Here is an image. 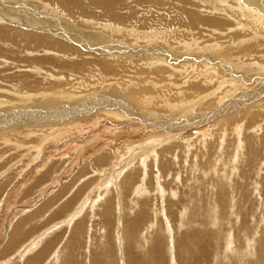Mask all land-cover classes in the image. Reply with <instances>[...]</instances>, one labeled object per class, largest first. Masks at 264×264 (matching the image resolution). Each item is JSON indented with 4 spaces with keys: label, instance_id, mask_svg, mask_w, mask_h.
I'll return each mask as SVG.
<instances>
[{
    "label": "rangeland",
    "instance_id": "obj_1",
    "mask_svg": "<svg viewBox=\"0 0 264 264\" xmlns=\"http://www.w3.org/2000/svg\"><path fill=\"white\" fill-rule=\"evenodd\" d=\"M101 1L0 0V264H264V0Z\"/></svg>",
    "mask_w": 264,
    "mask_h": 264
},
{
    "label": "bare ground",
    "instance_id": "obj_2",
    "mask_svg": "<svg viewBox=\"0 0 264 264\" xmlns=\"http://www.w3.org/2000/svg\"><path fill=\"white\" fill-rule=\"evenodd\" d=\"M74 1V0H73ZM77 1V0H76ZM101 1V0H100ZM66 2V1H65ZM68 2V1H67ZM257 2H261V4L263 5V0H258ZM96 3V2H95ZM248 3V2H247ZM253 3V2H252ZM251 3V4H252ZM59 4H60V2H59ZM98 4H100L99 2H98ZM98 4H95L96 6H102V8H105V9H108V8H114L115 7V1L114 0H102L101 1V4L100 5H98ZM196 4V3H195ZM242 4V3H241ZM256 4V3H255ZM257 5V4H256ZM16 6H18V4H16ZM23 6V5H22ZM76 6V5H75ZM79 6V5H78ZM242 6V5H241ZM249 6V5H248ZM250 6H253V4L252 5H250ZM249 6V7H250ZM64 7V6H63ZM239 7H240V5H239ZM257 7V6H256ZM259 7V6H258ZM264 7V6H263ZM12 9V8H11ZM16 11H13V15L12 16H9V13H8V11H7V14H5V13H3L4 14V17H5V15H7V16H9V17H23V18H25L26 19V21L27 22H33V21H36L34 18H31V17H29V16H27L26 14H24L25 12H22L23 10L21 9V8H14ZM22 11H21V10ZM222 9V8H221ZM258 9H260V8H258ZM261 11V10H260ZM5 12V11H4ZM20 13V14H19ZM23 13V14H22ZM61 14V13H60ZM0 15H2L1 14V12H0ZM11 15V14H10ZM197 15V14H196ZM261 15V14H260ZM3 16V15H2ZM46 17V16H45ZM195 17H198V16H195ZM194 17V18H195ZM7 18V17H6ZM194 18H193V20H194ZM200 17H198V19H199ZM258 18H260V17H258ZM196 19V18H195ZM208 19V18H207ZM263 19V18H262ZM0 20H4V19H2V18H0ZM209 20V19H208ZM214 20V19H213ZM212 20V21H213ZM43 21V20H42ZM202 21V20H201ZM256 21V20H255ZM45 22V21H44ZM199 22V21H198ZM203 24H206V23H204V22H202ZM212 24V23H211ZM212 25H215V23L213 22V24ZM218 26V25H217ZM216 26V27H217ZM1 28L2 27H0V34L2 33V31H1ZM52 32H55V31H52ZM158 33V32H157ZM158 36V35H157ZM88 37H82V36H80V39L81 40H86ZM91 38L89 37V39L88 40H86V41H89V43L91 42V40H90ZM154 39V38H153ZM88 43V42H87ZM97 45H100V44H97ZM101 46V45H100ZM244 47V46H243ZM245 48V47H244ZM220 53V52H219ZM163 55V54H162ZM164 57V56H163ZM212 57V56H211ZM183 60V59H182ZM231 69V68H230ZM246 83V82H245ZM250 101V100H249ZM248 102V101H247ZM81 106H83V105H81ZM64 108H62V111L64 112V110H63ZM52 112H54V113H60V109L59 110H54V111H52ZM221 112V111H220ZM40 113V112H39ZM39 113H31V112H28V113H25L26 114V116H27V120H29V121H37V120H40V119H35L37 116H39L40 114ZM42 113V112H41ZM47 113V112H46ZM44 114V113H43ZM60 114H62V113H60ZM153 123H154V121L152 120V119H150ZM178 119H176V121H177ZM175 121V120H174ZM179 121V120H178ZM188 120H185V124H182L181 125V127H179V128H183V127H185L186 125H187V123H189V122H187ZM181 122H184V120H182ZM156 123V122H155ZM177 123V122H176ZM180 123V122H179ZM200 124H201V122H199ZM191 124H193L192 122H191ZM194 125H197L196 123L194 124ZM147 128V127H146ZM141 136V135H140ZM140 136H138V140H135V142H137L138 144L139 143H141L144 139L142 138V137H140ZM139 137L141 138V139H139ZM136 144V143H135ZM137 144V145H138ZM238 148V147H237ZM101 151V150H100ZM143 163V162H142ZM144 164V163H143ZM123 173V172H122ZM145 173V172H144ZM116 174V173H115ZM56 181V180H55ZM111 184V183H110ZM108 185V184H107ZM114 185V184H113ZM141 186V185H140ZM162 187V186H161ZM140 187H138V188H136V189H134V193H136V194H140V192L142 191L141 189H139ZM161 189V188H160ZM50 190V189H49ZM163 192H164V190L163 189H161ZM256 190V189H255ZM43 191H45V190H43ZM143 192V191H142ZM142 192H141V194H142ZM158 192V191H157ZM162 192V193H163ZM256 192V191H255ZM41 194V193H40ZM100 197H102V196H100ZM1 198V197H0ZM229 198V197H228ZM64 200V199H63ZM31 201H33V200H31ZM85 203V202H84ZM84 205V204H83ZM87 206V205H86ZM83 207V206H82ZM82 207L80 208V210H79V212L78 213H74L71 217H70V219H68V222L67 223H73L72 221H75L74 219H75V217L78 215L79 217L81 216V215H79L80 213L82 214V211H81V209H82ZM83 210V209H82ZM23 211H25V210H23ZM74 211V210H73ZM213 211V210H212ZM23 213V212H22ZM212 213V212H211ZM69 214H70V211H69ZM216 213H214V215H215ZM227 214V213H226ZM145 215V214H144ZM66 216H68L67 214H66ZM13 217V216H12ZM66 218V217H65ZM77 219V218H76ZM200 220H201V223H203V224H205V223H207V222H209V221H211L212 223H213V225H215L214 223H215V217H201V218H199ZM12 220V219H11ZM151 222V221H150ZM54 223V222H53ZM59 223V222H58ZM69 223V224H70ZM181 223V222H180ZM70 224V225H71ZM151 224H153V223H151ZM202 224V225H203ZM54 226V225H53ZM59 226V225H58ZM153 226H155L154 224H153ZM152 226V227H153ZM51 228H52V226H50ZM61 227V226H60ZM60 227H58V228H60ZM68 228V227H67ZM72 228V227H71ZM76 228V226L74 227V229ZM54 229V228H53ZM53 229L52 230H50V229H47V230H45V232L44 233H41L38 237L36 236H34L35 238H37V239H35V238H33V239H35V243L33 244V245H35V244H40L39 242L41 241V242H44V239H45V237L47 236V234L50 232V234H51V231H53ZM57 229V228H56ZM73 229V230H74ZM49 230V232L47 233V234H45L46 233V231H48ZM198 230V229H197ZM54 231H55V229H54ZM77 231H79L78 229H77ZM119 231V230H118ZM149 231V230H148ZM201 231H203V230H201ZM13 232V231H12ZM167 232V231H166ZM187 232V231H186ZM193 232H194V229H193ZM200 232V231H199ZM50 234H49V236H50ZM0 235H1V233H0ZM196 235H198V237L199 236H203V232H200V233H192V235H190L191 237H193V238H196ZM211 235V234H210ZM67 236V235H66ZM146 236V235H145ZM3 237H5V241H7V238H6V235H4V233L2 234V236H1V239H0V245L3 243L2 242V240H4L3 239ZM11 237V236H10ZM115 237V236H114ZM173 237V236H172ZM172 237H171V239H172ZM12 238V237H11ZM143 238V237H142ZM145 238V237H144ZM147 238V237H146ZM187 238V237H186ZM32 239V238H31ZM76 239V238H75ZM192 239V238H191ZM205 239V238H204ZM168 240V239H167ZM244 240V239H243ZM146 241H148V239L146 240ZM190 241V240H189ZM192 241V240H191ZM194 241V240H193ZM204 241V240H203ZM203 241H201V242H203ZM252 241V240H251ZM31 242H32V240H31ZM143 242H145V241H143ZM171 242V241H170ZM188 242V241H187ZM196 242H198V241H196ZM200 242V243H201ZM245 242H246V240H245ZM60 243V242H59ZM123 243V241L121 242V244ZM146 243V242H145ZM247 243V242H246ZM250 243V242H249ZM252 243V242H251ZM10 244H12V243H10V242H8V244H7V246L8 247H11V245ZM43 244V243H42ZM41 244V245H42ZM58 244V243H57ZM173 244V243H172ZM187 243H185V245H186ZM231 244V243H230ZM33 245H31V248H29V249H31V250H29V249H27V250H29V252H22V255H26L27 253H30L33 249H34V247H32ZM71 245V244H70ZM69 245V246H70ZM29 246H30V244H29ZM74 246V245H73ZM188 246V245H187ZM66 247V246H65ZM169 247V246H168ZM189 247V246H188ZM207 247V246H206ZM71 248V247H70ZM184 248V247H183ZM187 248V247H186ZM58 249V248H57ZM64 249H66V248H64ZM63 249V250H64ZM77 249V248H76ZM171 249V248H170ZM249 249H251V248H249ZM252 249H254L253 247H252ZM251 249V250H252ZM35 250V249H34ZM167 250H169V248L167 249ZM195 250V249H194ZM245 250V249H244ZM244 250H243V252H244ZM260 252L262 253V255H263V257H264V248H260ZM170 251V250H169ZM207 251V250H206ZM205 251V252H206ZM248 251V250H247ZM42 252H43V250H42ZM168 252V251H167ZM194 252V251H193ZM208 252V251H207ZM248 252H250V251H248ZM88 253V252H87ZM143 253H144V251H143ZM170 253V252H169ZM190 253H192V252H190ZM245 253V252H244ZM18 254H21V253H19L18 252ZM71 254V253H70ZM194 254V253H193ZM239 253L237 252V254H235L236 255V257L235 258H238V263L239 264H241V262L243 261V256H244V254L242 255L241 254V252H240V254L238 255ZM251 254V253H250ZM249 254V255H250ZM40 254H38V256H39ZM53 255L54 256H52L53 257V260H54V262L55 263H60V260H61V257H63L62 255H64L63 254V251H61L60 252V254L58 253V250L57 251H55V252H53ZM73 256H74V254H72ZM71 255V256H72ZM145 255V254H144ZM143 255V256H144ZM101 256V255H100ZM99 256V257H100ZM142 256V255H141ZM25 257V256H24ZM23 257V258H24ZM51 257V258H52ZM148 257V256H147ZM172 257V256H171ZM174 257V256H173ZM218 257V256H217ZM251 257H253V256H251ZM19 258V257H18ZM22 258V259H23ZM73 258V257H72ZM254 258V257H253ZM103 259H104V257H103ZM170 259V258H169ZM172 259V258H171ZM3 260V259H2ZM49 260V259H48ZM147 260V259H146ZM173 260V259H172ZM171 260V261H172ZM8 261H9V259H8ZM175 261V260H174ZM174 261L173 262H170V264L171 263H173L174 264ZM186 261V260H185ZM218 261H220V260H218ZM217 261V262H218ZM227 261H229V260H227ZM11 262V261H10ZM73 261L69 258V260H68V262L67 263H65V264H71ZM103 262H105V261H103ZM236 262V261H235ZM236 262V263H237ZM7 263V262H6ZM132 263L133 264H148L147 263V261H141V260H139V259H136L134 262L132 261ZM184 263V262H183ZM190 263V262H189ZM188 263V264H189ZM228 263H230V261L228 262ZM243 263V262H242ZM2 264V263H1ZM48 264V263H47ZM53 264V263H52ZM94 264H98V263H95L94 262ZM100 264V263H99ZM206 264V263H205ZM214 264V263H213ZM219 264V263H218ZM224 264V263H223Z\"/></svg>",
    "mask_w": 264,
    "mask_h": 264
}]
</instances>
